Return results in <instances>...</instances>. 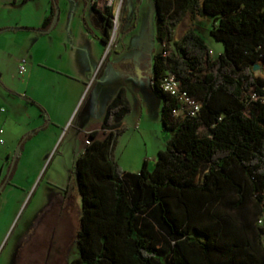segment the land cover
Listing matches in <instances>:
<instances>
[{
    "label": "trees",
    "instance_id": "obj_1",
    "mask_svg": "<svg viewBox=\"0 0 264 264\" xmlns=\"http://www.w3.org/2000/svg\"><path fill=\"white\" fill-rule=\"evenodd\" d=\"M56 6L51 0L41 30ZM155 7L165 48L151 87L171 139L153 168L145 160L139 173L122 171L113 151L131 104L120 91L104 137L90 133L76 161L82 216L70 264H264V102L252 98L264 88L254 73L264 60V0H155ZM93 10L102 14L97 4ZM188 15L211 21V36L225 46L218 58L195 30L175 39ZM106 21L108 44L113 22ZM167 72L201 104L196 117L173 116L176 100L161 88ZM250 203L253 215L244 211Z\"/></svg>",
    "mask_w": 264,
    "mask_h": 264
},
{
    "label": "rangeland",
    "instance_id": "obj_2",
    "mask_svg": "<svg viewBox=\"0 0 264 264\" xmlns=\"http://www.w3.org/2000/svg\"><path fill=\"white\" fill-rule=\"evenodd\" d=\"M68 1L69 10L71 13L76 12L78 16L74 28L75 46L105 47L99 66L102 74H112L121 79L132 78L141 83L145 107L143 118L140 119V109L134 105L132 112L123 121V130L113 151V157L122 171L139 173L144 160L152 164L153 159L157 158L158 150L165 148L170 136V133L164 130L162 122L163 100L150 87L154 55L160 54L165 48V44L158 39L159 21L155 0H116L108 12L106 11L107 15L111 14L113 17L108 44H103L99 40L104 32L98 26L96 15L91 16L94 11L88 4L92 0ZM37 3L38 1H32L21 10L2 8L0 20L10 13L32 16L37 11ZM61 3L63 0H57L60 15ZM116 7H118L117 12H113ZM83 12L91 14L87 16L86 22L92 33H87L84 29ZM211 26L209 19L188 15L176 29L175 39L180 40L186 32L195 30L206 41L212 57L218 58L224 53L225 46L211 36ZM58 31L59 28L55 27L46 35L48 42L45 46L61 47L56 41ZM11 35L10 32L0 34V75H4L0 77V130L5 132L1 137L6 142L0 147V176H7L9 179L12 172L8 185L0 195V264H70L78 254L77 233L80 230L82 216V198L76 175V161L89 136L88 133L81 132L77 124L87 109H91L95 116H98L100 106L96 102L95 92L91 89V82L67 124L62 123L49 130H45L46 127H35L24 133L27 137L35 131L29 140L22 139L15 143L16 136L23 131L21 132L16 126L20 117L17 115L19 108L14 104L13 99L16 92L20 96H25L22 94L26 92L28 83L30 93L38 90L40 79L33 77L30 82L29 63L25 74L23 76L19 74V65L23 60L20 48L30 47L31 42L25 43L18 37L11 38ZM148 68L150 73L145 70ZM62 111L63 116L68 117V108ZM45 115L49 117V113L45 112ZM38 119L36 118V122ZM7 147L12 151L11 159L5 154ZM14 162L15 166L12 170ZM66 193L72 200L71 222L68 234H64L59 243L60 253L48 256L42 249L36 254H23L30 236L45 235L43 225L51 219L49 209ZM244 211L253 215L256 209L253 203H250ZM233 216L240 218L237 212H234ZM254 217L252 216L256 224Z\"/></svg>",
    "mask_w": 264,
    "mask_h": 264
},
{
    "label": "crops",
    "instance_id": "obj_3",
    "mask_svg": "<svg viewBox=\"0 0 264 264\" xmlns=\"http://www.w3.org/2000/svg\"><path fill=\"white\" fill-rule=\"evenodd\" d=\"M32 1H38V5H36L37 11L35 14H32V16L25 14L13 15L10 13L4 15L0 20V34H8L10 32L12 34L11 38L18 37L25 43H27V41L31 42L30 47L20 48V55L23 60H26L27 64L29 63L28 65H30V82L35 77H39L40 79L38 90H33L32 93H30L28 83L26 92L22 94L25 95L24 97L18 95L17 92L15 94L13 102L19 108L17 115L20 117V120L16 126L21 129V132H23L22 134L16 136L14 142L18 143L22 141V139L25 137L24 133L35 127H46L45 130H49L56 125L62 123L67 124L70 116L75 111L83 95L85 94L89 83L91 82V89L97 96L96 102L100 106V112L98 113V116H95L91 109H87L80 119V122L77 124V127L81 132L90 134L97 131L99 132V138L104 137V117L106 115L108 106L114 101L121 90H125L127 94L128 100L131 104V112L133 106L136 105L140 109V119H142L145 107L141 83L133 80L132 78L121 79L117 76H112V74H102V69L99 70V66L104 56L105 47L75 46L76 36L74 28L77 25L78 19L76 18L78 16L76 12L71 13L69 10L70 5L68 0H63V3H61L62 13L60 15L59 22L56 25V29L59 28L56 41L61 47L45 46V44L48 42L46 35L50 32H40L45 31L41 30V27L43 26L47 16L50 14L51 0H0V9L7 8L9 10H13L17 8L21 10L25 9ZM88 6L90 7L89 4ZM88 15L91 14L83 12V25L87 33H92L86 22ZM94 15L96 14L93 13L91 16L94 17ZM97 22L98 26L104 32L103 36H101L99 40L105 44L103 41V38L105 37L104 26L101 20L98 18ZM24 27L33 28L36 30L21 29ZM9 28H20L21 30H7ZM157 55H154V59ZM149 69L150 68L145 70L150 73L151 71ZM152 74L153 67L150 77V87ZM0 77H4V75L1 74ZM66 107L68 108L69 112L68 117H64L62 113V110ZM45 112L49 113V120L45 115ZM129 114L119 121L120 132L123 130V121ZM32 116L33 118H31ZM35 117L39 118L38 122H36ZM33 133H35V131ZM33 133L27 136L29 137L27 140L31 138ZM170 139L171 135L168 136L166 144L170 141ZM85 148L86 144L84 148L80 150L78 157L85 151ZM160 151L161 150L159 149L158 153ZM5 154L8 156V159H11L12 151H10L8 147L5 150ZM156 162L157 158L153 159L152 164L149 162V166L153 168L156 165Z\"/></svg>",
    "mask_w": 264,
    "mask_h": 264
},
{
    "label": "flooded vegetation",
    "instance_id": "obj_4",
    "mask_svg": "<svg viewBox=\"0 0 264 264\" xmlns=\"http://www.w3.org/2000/svg\"><path fill=\"white\" fill-rule=\"evenodd\" d=\"M90 7L93 9V6L91 2L89 3ZM94 11V10H93ZM95 13V12H94ZM97 16L100 14L95 13ZM105 18L101 21L103 25L107 24L106 19H110V16L104 15ZM98 18V17H97ZM15 166V163H13ZM12 177V172L10 174ZM10 177V178H11ZM8 177H2L0 176V189L8 185V182L10 181L7 179ZM2 190V192H3ZM1 192V193H2ZM0 193V195H1ZM72 205V200L69 199L68 194L66 193L61 200H57L53 206L49 209V217H51L49 222H43L44 226V232L45 235L43 237L37 236V234H33L29 238V242L27 243L26 247L23 250V254L30 253V254H36L40 252V250L44 249L46 254L49 255H58L61 251V248L59 246V243L62 241V238L65 235L68 234V231L70 230V207ZM58 245V246H57Z\"/></svg>",
    "mask_w": 264,
    "mask_h": 264
},
{
    "label": "built area",
    "instance_id": "obj_5",
    "mask_svg": "<svg viewBox=\"0 0 264 264\" xmlns=\"http://www.w3.org/2000/svg\"><path fill=\"white\" fill-rule=\"evenodd\" d=\"M116 0H92L91 4L98 5V8L101 10L102 14L107 15L106 11L112 7ZM116 10H112L113 12H117ZM112 19V15L108 14ZM110 42V41H109ZM163 56H167V53L164 52ZM27 69V61L22 60L19 65L20 74L24 75ZM255 77L264 79V60H260L254 66ZM162 90L170 95L174 100H176V107L174 108L172 114L175 118H185V117H196L200 110L201 104L191 98L188 92L182 89L181 81L177 78V76L171 72H167L164 76L161 84ZM253 100H261L264 102V88L263 94L257 95L254 94L252 96ZM4 134L3 130H0V147L5 144V140L1 137ZM86 145L90 144V138L85 141ZM260 224H264V217L260 220Z\"/></svg>",
    "mask_w": 264,
    "mask_h": 264
},
{
    "label": "water",
    "instance_id": "obj_6",
    "mask_svg": "<svg viewBox=\"0 0 264 264\" xmlns=\"http://www.w3.org/2000/svg\"><path fill=\"white\" fill-rule=\"evenodd\" d=\"M98 19H100L101 21L103 20V16L102 15H98L97 16ZM59 18H60V9L58 6H56V15L53 19V22L50 26V28L48 30H45V31H40V32H43V33H47V32H51L57 25V23L59 22ZM7 30H14V31H17V30H21L20 28H9ZM15 163V162H14ZM14 165V164H13ZM3 188L0 189V193L2 192Z\"/></svg>",
    "mask_w": 264,
    "mask_h": 264
}]
</instances>
